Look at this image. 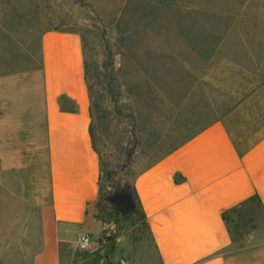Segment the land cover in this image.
<instances>
[{"label": "rangeland", "instance_id": "374dc122", "mask_svg": "<svg viewBox=\"0 0 264 264\" xmlns=\"http://www.w3.org/2000/svg\"><path fill=\"white\" fill-rule=\"evenodd\" d=\"M50 28L80 33L86 61L126 82L113 95L92 69L102 173L86 252L51 204L40 44ZM263 45L264 0H0V264H160L140 215L109 198L133 193L140 171L230 112L241 146L263 133V108L242 123L243 102L262 84ZM231 227L234 264H264L263 214Z\"/></svg>", "mask_w": 264, "mask_h": 264}, {"label": "crops", "instance_id": "0c3cea01", "mask_svg": "<svg viewBox=\"0 0 264 264\" xmlns=\"http://www.w3.org/2000/svg\"><path fill=\"white\" fill-rule=\"evenodd\" d=\"M40 44L51 204L60 225L78 230L71 241L75 247L81 233L93 236L89 209L99 196L101 177L83 42L77 31L48 30ZM258 59L264 73V52ZM242 105L251 108L244 126L259 121L253 108L264 110V74ZM237 122L234 111L214 120L136 175L135 193L160 264H234L233 229L224 215L241 222L256 220L260 212L264 216V132L241 146L233 133ZM77 260L89 264L92 259Z\"/></svg>", "mask_w": 264, "mask_h": 264}, {"label": "trees", "instance_id": "16d2710c", "mask_svg": "<svg viewBox=\"0 0 264 264\" xmlns=\"http://www.w3.org/2000/svg\"><path fill=\"white\" fill-rule=\"evenodd\" d=\"M48 30H62V29L50 28V29H47L46 31H48ZM99 68L100 67H97V66L95 68L92 67L85 59L86 78H87L89 92H90V98H91V119L93 118L94 106L97 105V101H98V99L94 93V90H93V85L90 84V79L92 77L91 76L92 69H94L96 71L97 76H95V77L100 78L101 76H103L105 78L104 81L107 82V87L113 93V95L116 94V92H118V91L120 92L121 87L126 85V82L124 80H119V78H117L115 75L113 76V75H110V73L106 72V70H105L106 65L102 67V70ZM120 68L121 67H119V71H121ZM206 126L198 129L195 132L190 133L189 135H186L181 140V142L173 145L169 150H167L165 153L160 155L159 158L157 160H155L153 163H155L156 161L162 159L166 155H168L171 152H173L174 150H176L178 147H180L182 144H184L185 142L190 140L192 137H194L197 133H199ZM91 134H92V139H93L92 122H91ZM93 144H94V142H93ZM152 164L148 165V167L151 166ZM101 173H102V163H101ZM100 180H101V177H100ZM109 203L112 204L116 210H118L119 212H121L123 214H129V215H138L139 214L140 218L144 221V223L146 224V226L150 232L146 214L143 211V209L139 203V200L136 196V193H135V185L133 186V193L128 192V191H124L119 197L109 198ZM224 217H225V219H227L228 222L233 221L231 219L230 215L225 214ZM150 234H151V232H150ZM151 236H152V234H151Z\"/></svg>", "mask_w": 264, "mask_h": 264}, {"label": "built area", "instance_id": "2783aa9c", "mask_svg": "<svg viewBox=\"0 0 264 264\" xmlns=\"http://www.w3.org/2000/svg\"><path fill=\"white\" fill-rule=\"evenodd\" d=\"M94 245L93 236L90 233H81L75 241V248L78 251L86 252L90 251ZM69 264H87L84 262H71Z\"/></svg>", "mask_w": 264, "mask_h": 264}]
</instances>
